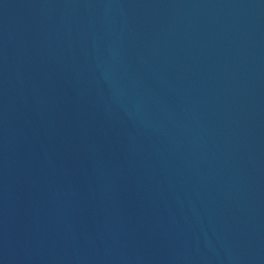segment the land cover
<instances>
[{
	"label": "water",
	"instance_id": "water-1",
	"mask_svg": "<svg viewBox=\"0 0 264 264\" xmlns=\"http://www.w3.org/2000/svg\"><path fill=\"white\" fill-rule=\"evenodd\" d=\"M0 264H264V0H0Z\"/></svg>",
	"mask_w": 264,
	"mask_h": 264
}]
</instances>
